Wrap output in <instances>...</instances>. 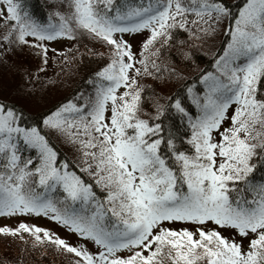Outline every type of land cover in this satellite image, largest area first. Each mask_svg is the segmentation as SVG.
<instances>
[{"label": "snow or ice", "instance_id": "obj_1", "mask_svg": "<svg viewBox=\"0 0 264 264\" xmlns=\"http://www.w3.org/2000/svg\"><path fill=\"white\" fill-rule=\"evenodd\" d=\"M118 3L69 0L70 15L60 16L58 26L42 27L22 11L20 0H0V21L9 29L2 41L46 55L40 42L73 39L78 29L113 49L96 73L98 82L90 81L94 96L82 107L69 102L43 121L80 145L87 165L81 171L106 192L103 200L67 163H58L37 128L20 126L21 116L0 101V217L47 216L97 251L24 223L0 227V234L28 233L36 244L47 241L72 254L74 264H264V181L256 182L253 163H264V0H243L235 16L223 0ZM190 14L193 24L208 26L199 29L204 32L225 18L233 24L216 72L201 77L206 91L193 101L198 114L189 115L179 100L170 105L187 119L182 135L163 124L160 109L154 119L141 117L136 76L150 74L149 61L139 60L143 71L137 68L130 45L117 34L149 31L143 44L148 52L171 29L185 28ZM21 145L35 150L37 159L22 158ZM57 191L62 199L54 200L50 194ZM175 223L197 227L167 226ZM210 223L216 227L209 229ZM217 229L234 230L246 247Z\"/></svg>", "mask_w": 264, "mask_h": 264}, {"label": "trees", "instance_id": "obj_2", "mask_svg": "<svg viewBox=\"0 0 264 264\" xmlns=\"http://www.w3.org/2000/svg\"><path fill=\"white\" fill-rule=\"evenodd\" d=\"M119 0L117 6L125 2L145 4L149 0ZM185 3L188 0H184ZM219 2V0H210ZM22 11L40 26H58L60 16L70 15L69 0H20ZM223 3L235 16L243 0H223ZM114 14V13H113ZM194 15L188 16V23L185 28H173L170 36L165 41L159 38L150 47L148 52L142 49L143 59L149 61L147 67L150 74H143L137 77V84L141 89V112L142 118H155L157 110L163 111L160 120L166 127H174L185 134L187 119L177 113L170 105L176 100L181 101L182 106L189 115L198 114V108L193 102L196 97L202 98L206 91L205 85L201 83V77L206 72L215 73V61L223 55L225 46L228 44L229 29L233 24L232 19L225 18L226 24L222 36L219 34V44L215 52L209 54L202 48L195 45V35L188 31V26L195 20ZM5 21H0V37L7 34L8 27ZM75 29L74 24L70 25ZM221 32V30L219 31ZM218 32V33H219ZM118 35V34H117ZM123 39L122 36L118 37ZM10 39H14L10 37ZM68 39V38H67ZM69 44L60 55H52L47 60L42 49L28 45L9 44L0 40V84L4 82L0 101H3L20 116V126L28 129L35 127L45 136L49 146L57 153L58 163H67L69 170L79 175L85 183L93 186L98 199L103 200L106 192L95 184L94 178L87 172L81 171L87 165L84 163L82 150L78 143H72L60 132L49 128L43 121L56 112L61 106L72 102L77 106H83L85 101L94 96V83L98 82L96 73L111 61L113 49L102 40L96 39L83 30H74V38L68 39ZM1 43L3 45H1ZM158 49V52H157ZM155 53V55H152ZM157 57V58H156ZM45 60L47 61L45 63ZM152 61L157 67H152ZM196 65L192 70L188 65ZM142 65V71H143ZM30 71L37 78L38 83L32 84L27 77L19 74L23 71ZM52 71V76H46L45 72ZM2 81V82H1ZM192 88L189 93L188 89ZM264 90V83L261 84ZM29 99H47L40 104H35ZM35 109L31 110L29 105ZM22 158L37 159V153L21 145L20 153ZM257 164L254 173L257 183L264 181V163L253 160ZM37 192L43 189L37 188ZM54 200L62 199V193L57 191L50 194ZM185 225V224H182ZM177 225L176 229L183 228ZM187 226V225H185ZM194 227L197 226H187ZM21 236H10L0 234V264H74V256L44 241L36 244L33 237L28 233ZM69 244V243H68ZM80 247L79 245L70 244Z\"/></svg>", "mask_w": 264, "mask_h": 264}, {"label": "rangeland", "instance_id": "obj_3", "mask_svg": "<svg viewBox=\"0 0 264 264\" xmlns=\"http://www.w3.org/2000/svg\"><path fill=\"white\" fill-rule=\"evenodd\" d=\"M142 2H143V0L140 1V3H142ZM225 26H226V24L224 25V20H222L219 23H213L212 30L204 32V31H201L199 29L201 27H208L207 25H195V24L191 25L190 24L188 26V31L191 34L195 35V38H194L195 45L199 46L200 48L205 50L206 53L209 52L208 53V55H209V54H212L213 52H215L216 48L218 47L220 40H219V37L217 34L222 36V32L224 31ZM220 30H221V32H219ZM149 35H150L149 31L145 30V31H142L140 33L123 34V36H122L123 40H125L131 47L133 55L137 61L136 65H135L137 68L142 69V65L138 61L143 59V54L141 53V51L143 49V44L146 42ZM117 37H120V34H118ZM26 39H28L30 41V43H36L35 39L32 37H27ZM229 41H230V37L228 38V43H229ZM40 43H42L44 48L47 49L46 59L51 60L52 55H60L62 52H64L70 42L66 37H58L56 40L43 41ZM1 45H3V44L1 43ZM3 46H6V42ZM3 46H1V48ZM226 47H227V45L225 46V49H226ZM1 48H0V50H1ZM157 52H158V49H157ZM1 57H0V61H2ZM0 63H3V61ZM195 66H196L195 64L190 65V66L188 65L187 66L188 69L186 71H188L189 69L192 70ZM52 71L53 70H50L49 72H45L46 76H52L53 75ZM207 73H211V72H206L205 74H207ZM23 74L27 77V79H30L29 81L33 85L38 83L37 78H35L33 76V74H30V71L29 72L27 70H25L24 72L22 71L19 74V76L23 77ZM130 74L135 76L134 71ZM137 77L138 76H136V79H137ZM2 84H4V82H2ZM2 84H0V86ZM123 91H124L123 88L118 89V94L122 93ZM22 99L28 100L27 98H24L23 96H22ZM46 99H47V96L44 99H33L32 98V99H29L28 101L30 102L31 100H33L35 104H40L41 102H44V100H46ZM29 108H31V110L35 109L31 104L29 105ZM233 110H234V106H233V108H230V110L228 112L229 116L232 114ZM229 125H230V120L225 121L221 131H223V128L229 127ZM217 139H218V137H217ZM20 223L27 224L30 227H39L41 229L47 230L54 237H59L60 239L65 240L69 244H75V245L86 247L92 253H95L97 251V248L93 243L86 241V240H83L82 238H80L76 234L68 231L67 228H65L64 226H62L61 224L57 223L56 221L50 219L47 216H44V215L37 216L34 214H32V215L17 214L14 216H2V217H0V227H8L11 229H15L19 226ZM177 225H182V224L175 223V224L167 225V226L177 228ZM185 225L194 226L191 224H185ZM185 225H182V227L188 228V229L193 230V231L195 230L194 227H187ZM207 227L209 229H211V228H215L216 226L210 223L207 225ZM217 230L220 231L221 234L223 236H225L226 238L235 239L237 242H242L246 247L247 241H241V238L239 236H237V234L235 233L234 230H230V229H217ZM0 243L4 244V242H0ZM0 246H2V245H0ZM121 255H127V253H121Z\"/></svg>", "mask_w": 264, "mask_h": 264}]
</instances>
